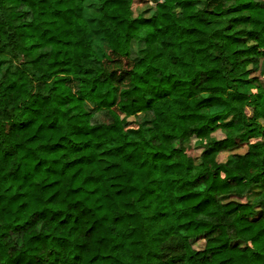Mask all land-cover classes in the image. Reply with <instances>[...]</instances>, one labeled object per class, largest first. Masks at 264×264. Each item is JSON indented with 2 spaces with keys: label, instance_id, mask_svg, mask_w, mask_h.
<instances>
[{
  "label": "trees",
  "instance_id": "obj_1",
  "mask_svg": "<svg viewBox=\"0 0 264 264\" xmlns=\"http://www.w3.org/2000/svg\"><path fill=\"white\" fill-rule=\"evenodd\" d=\"M87 1L0 0V264H264V2Z\"/></svg>",
  "mask_w": 264,
  "mask_h": 264
},
{
  "label": "rangeland",
  "instance_id": "obj_2",
  "mask_svg": "<svg viewBox=\"0 0 264 264\" xmlns=\"http://www.w3.org/2000/svg\"><path fill=\"white\" fill-rule=\"evenodd\" d=\"M154 1L155 0H134L132 7H131L133 15L136 13L139 15H144V16L150 15L151 12H154V9H152V7H153L152 4ZM261 1L264 2V0H261ZM83 7H84V12L89 19L88 37L91 41L93 48L101 55L102 54L101 48H102V46H105V42L103 41L101 33H99L97 26L95 24L97 16H98L97 4L91 0V1L85 2L83 4ZM139 47H140V45L132 42L131 53H130L131 58H133V56H134V54H133L134 50L138 49ZM85 107L88 110L92 111V121L93 122L108 123L110 121V116L108 113L102 112V111H97L88 102H85ZM150 119H151V116L148 114L138 115L137 116V125L147 127ZM131 120L132 119H130V121ZM223 137H224V131H222V130H216L215 132H212L208 137L201 139V140L194 138V137H191L189 139V141H186V144H185L186 152H187V155L189 156V159L192 162H198L199 161V154L201 152L200 146L202 144L201 142L204 143L207 141L219 140ZM244 151H245V146H241V147L234 149L232 151H229V152H227V151L220 152L218 155V160L224 161L229 153H243ZM202 244H203L202 242H198V243L194 244V247L199 248L202 246Z\"/></svg>",
  "mask_w": 264,
  "mask_h": 264
}]
</instances>
